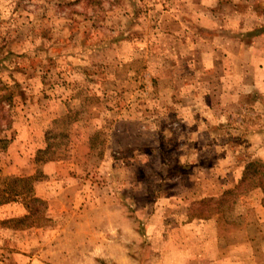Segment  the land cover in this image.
Listing matches in <instances>:
<instances>
[{
  "label": "rangeland",
  "instance_id": "374dc122",
  "mask_svg": "<svg viewBox=\"0 0 264 264\" xmlns=\"http://www.w3.org/2000/svg\"><path fill=\"white\" fill-rule=\"evenodd\" d=\"M96 2L0 0V176L45 174L49 219L0 182V264H264V190L227 192L264 160V0Z\"/></svg>",
  "mask_w": 264,
  "mask_h": 264
},
{
  "label": "trees",
  "instance_id": "16d2710c",
  "mask_svg": "<svg viewBox=\"0 0 264 264\" xmlns=\"http://www.w3.org/2000/svg\"><path fill=\"white\" fill-rule=\"evenodd\" d=\"M70 1H73V0H69V2ZM78 1H83L85 3H88L89 5H91V7H93L94 3L96 5L98 4L96 0H78ZM1 141H3L4 143L3 147L5 148L6 145L10 142V139L2 138L0 139V142ZM49 146L50 144L47 143L46 145L40 146L37 150H34L32 154L30 153L28 154V156L30 157L32 156V158H30V161L32 162L30 163H32L34 167H35V164H41L50 159H56V158L58 159V157H53V156L44 157L45 156L44 154L48 152ZM87 148H88L89 153L94 151L93 150L94 145L90 144V142ZM24 158L25 156L22 157L21 161L24 162L25 161ZM195 164L200 165L203 163L198 161V162H195ZM180 165H181L180 160L177 159L173 171L182 172V170L180 169ZM191 166H194V164H191ZM213 166H214V163L212 162L210 165L205 164L203 167L212 168ZM249 166L250 168L246 167L243 173L239 176L238 183L232 186V188L227 189V192L234 193V191H237L235 195H240V194H246L253 188H257L258 191H260L261 189L264 190V160L261 158H258L256 160L251 161L249 163ZM194 168L196 167L194 166ZM36 170L37 169L34 168L31 170L32 172H29L25 175L0 176V182H1V185L3 186V190H6V191L9 190L10 192L17 193V194H23L27 198L26 207L28 208V213L23 215L22 217L16 218V225H15L16 229L21 230V229L28 228L26 230L31 231L32 229H35L36 226H41L43 224H46L47 221L49 220L48 217H44V216H41L42 217L41 219H43L44 221H40L38 218L39 214H43L42 207L46 204V200L38 196L35 190L37 189V186H38L37 183L40 182L42 179H44L45 174H42L40 172L37 173ZM243 184L245 186L243 188H240L241 185ZM216 185L217 183L214 186ZM215 189L216 191H213V190H208V192L203 191V195L204 196H218L219 194L222 193V191H220L221 189L220 186H218ZM209 199L218 200L217 202L218 206L209 208L207 213L200 212L199 214H196V215L195 214L188 215L189 222L194 223L198 219H201L202 221L201 223H203V225L206 223L207 225V224L212 223L211 220L215 219L213 222L216 224L217 223L219 224L221 220L227 219L228 213H230L231 215L230 209L232 207H230V205L229 207L227 206L222 207L220 205L221 202L219 203L220 199H217L214 197L209 198ZM239 209H238V212L236 213L239 217H237L236 219H238L239 224H243L247 220V209H245L244 207L243 208L239 207ZM196 216H200V218L197 219ZM193 217L196 219H194Z\"/></svg>",
  "mask_w": 264,
  "mask_h": 264
},
{
  "label": "crops",
  "instance_id": "0c3cea01",
  "mask_svg": "<svg viewBox=\"0 0 264 264\" xmlns=\"http://www.w3.org/2000/svg\"><path fill=\"white\" fill-rule=\"evenodd\" d=\"M214 220H211V222L214 223L213 222ZM77 226H85L86 227V226H94V225L78 224ZM94 232L95 231H90V233H94ZM72 233H74V232L72 231ZM97 233L99 234L100 231L98 230ZM25 251L26 252H24V253H16L15 254L16 255V262H15V264H38L36 253H33L32 254L30 252V250H25Z\"/></svg>",
  "mask_w": 264,
  "mask_h": 264
}]
</instances>
